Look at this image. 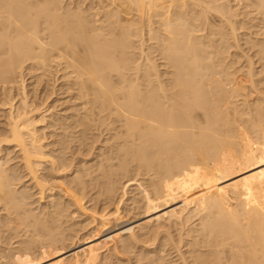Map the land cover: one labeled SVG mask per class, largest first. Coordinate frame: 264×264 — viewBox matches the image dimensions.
Returning a JSON list of instances; mask_svg holds the SVG:
<instances>
[{
	"label": "bare ground",
	"instance_id": "1",
	"mask_svg": "<svg viewBox=\"0 0 264 264\" xmlns=\"http://www.w3.org/2000/svg\"><path fill=\"white\" fill-rule=\"evenodd\" d=\"M113 1L116 3H113L114 8L106 10L103 15L101 13V16L97 12L91 14L95 7L89 6L88 9L72 7V11H62L65 8L59 0H0V88L2 93H7L5 90L10 88L11 91L19 88L18 96L20 94L18 106L16 95L11 93L4 102L8 104L5 107L9 108V121L3 137L0 136V207L4 209L0 212L7 215L2 218L0 213V223L5 225L11 221L9 225L14 222V227L23 224V229L29 226L33 232L31 236L30 228L23 231L18 226L16 229L19 231H11L15 229L13 226L0 224L3 229L6 227L3 230L6 234L10 227L9 233L13 235L22 231L29 233L27 238L32 237L30 241L27 239L29 243H22L26 239L20 232L23 241L14 235L19 239L14 244L16 238L8 233L11 237L6 236L14 239L12 242L9 240L10 245L14 244L12 247L1 229L5 242L1 238L3 236L1 240L12 247H4L5 251L13 252L18 244H23V247L25 244V248L18 246L24 250L17 248L11 258L5 254L12 255V252L4 251L5 254H0V264H37L34 262L40 261L41 256L36 260L39 255L50 256L55 251H61L55 254V258L56 255L60 258L47 264H103L101 254L106 244L115 246L119 239L125 253H128L139 240L142 241L143 235L147 234L148 240L150 235L154 238L159 234V219L164 215L175 221L181 219L182 223L184 218L188 221L198 216L199 219L197 226L195 223L189 227H192L190 230L187 228L189 231L186 229L187 235L193 238L191 242L187 240V250H182L186 243L182 248L175 245L178 241L174 235L169 236V232L166 240H163L165 237L160 239L163 246H159L160 249L164 248L169 237L173 239L175 264L196 261L197 264H264V0ZM95 6L97 8V4ZM168 6V10L159 12ZM128 7H136L141 12L139 17L136 15L139 19L123 17ZM151 10L162 15L158 29L152 26L150 17L149 21L145 20L149 22L148 31L157 41L154 48L161 55L157 54V58L169 66L164 73L160 72L156 59L150 57L151 53L146 54L143 44L138 45L140 56H136L137 51L133 53L131 51L134 50L129 49L134 44L132 46L128 39L143 35L146 25L143 14ZM218 40L223 50L217 49L215 41ZM233 45L238 51L226 62L228 57L221 55ZM26 69H41V74L55 73L54 79H50H61L62 83L57 92L69 93L71 96L66 99L70 98L72 103L76 101V104H71L73 112L66 116L64 125H60L65 134H70L80 144H87L88 136H93L97 130L109 134L106 140L109 153L99 155V163L87 164L89 166L85 170L74 169L69 173L74 175L68 177L70 180L67 178V182L65 179L64 182L53 179V174H58L63 168L71 167L72 170V166L69 162L68 166L57 165L55 158L47 156L41 131L37 129L40 121L35 116L40 109L32 107L29 91H26ZM49 92L55 93L54 90ZM49 92L45 93L44 89L43 93L49 96ZM240 96L243 101L239 104L236 98ZM59 139V142L65 141V135ZM10 146L18 148L23 170H26V176H30L28 179L37 188L41 199L47 193L54 196L52 190L57 183L56 186L50 185L49 177L62 182L57 186L60 195L48 199L45 206L38 205L37 201L35 203L38 204L32 206L28 200L31 195H27L26 188L18 189L16 180L20 181L21 177L16 178L15 169L8 167V159L3 160L4 150ZM47 161L51 162L52 176L40 172L44 171ZM70 162H74L73 158ZM134 164L137 169H134ZM134 170L140 172L139 179L135 178L137 175L127 177L129 172L136 173ZM119 175L128 178L121 182V192L115 183ZM96 180H99L100 187L104 186L101 188L104 192L102 201H109L102 203L104 207L107 203L108 206L110 203L116 205L112 212L105 210V214H93L99 216V221L95 227L93 220L89 222L92 232L80 235L76 230L69 235L73 223L68 222L77 213L74 210L69 212V209L73 206L77 208L75 210L89 211L80 194L91 192L89 190L95 188L92 184L96 185ZM129 181L139 188V196L131 197L132 204L136 206H126L124 213L123 196ZM28 205L43 207L41 210L38 207L37 212ZM189 205L191 208L188 209ZM92 208L94 210L95 206ZM185 211L189 215L181 218ZM130 213L136 221L135 227L125 220ZM67 216H71L70 221ZM124 234L128 235L127 239L123 238ZM151 237L150 240H155ZM68 238L71 243L67 246L64 242ZM99 238L103 239L95 241ZM156 239L159 243V238ZM35 243L34 249L38 250L41 245L40 254L32 250ZM148 245L144 244L146 248ZM109 246L105 247L106 250H110ZM30 251L39 255L33 253L34 258ZM154 252L148 253L150 256L147 257L141 256L143 253L140 252V257L137 254L135 257L143 258L148 264H163V254Z\"/></svg>",
	"mask_w": 264,
	"mask_h": 264
},
{
	"label": "rangeland",
	"instance_id": "2",
	"mask_svg": "<svg viewBox=\"0 0 264 264\" xmlns=\"http://www.w3.org/2000/svg\"><path fill=\"white\" fill-rule=\"evenodd\" d=\"M60 1V3H61V5L62 6H64V10H62V11H69L72 7H73V9H78V8H80V7H87V9H88V6L89 7H95L96 8V4H97V8L95 9V8H93V9H91L92 11H90L91 12V14H95L96 12L97 13H99L100 15H101V13H102V15H103V13H105V11L107 10H112L114 7L113 6H115L116 5V3L113 1V0H59ZM105 1V2H104ZM97 2V3H96ZM100 2H104V4H102V5H99V3ZM117 2V1H116ZM96 3V4H95ZM113 3L115 4V5H113ZM91 4H92V6H91ZM101 4V3H100ZM72 5V6H71ZM83 5V6H82ZM94 5V6H93ZM98 5L100 6L99 8H98ZM108 5H110V6H108ZM168 5H170V3H168ZM171 5H172V3H171ZM108 6V7H107ZM76 7H78V8H76ZM107 8V9H106ZM109 8V9H108ZM129 8V9H128ZM128 8H125L126 10L125 11H127L126 12V14L124 13V15H123V13H122V15H123V17H129V18H136V19H139L138 17L140 16L139 14H141V12H138L137 11V9H136V7H132V9L130 8V7H128ZM134 8V9H133ZM128 9V10H127ZM169 9V6L168 7H166V8H163L161 11H159V12H164L165 10H168ZM135 10V11H134ZM70 11H72V9L70 10ZM128 12H129V14H128ZM159 12H155L154 10H151L149 13L147 12L146 14L144 13L143 15H145V16H143V18H144V20L146 19V20H150L151 19V23H152V21H153V27L156 29H158L159 28V26L160 25H158L159 23H160V19L162 18V17H160V16H162V15H160L159 14ZM99 14H98V16H99ZM138 14V15H137ZM149 14V15H148ZM159 14V15H158ZM101 15V16H102ZM131 17H130V16ZM136 15L138 16V17H136ZM101 16H99V17H101ZM149 17H150V19H149ZM160 17V18H159ZM159 19V20H158ZM126 20V19H125ZM145 20V21H146ZM158 21H159V23H158ZM123 23H125V22H123ZM144 23H146V25H145V27L143 28L144 30H143V35L142 36H140V38H139V36H137V35H134L131 39H128L129 40V42H130V44H132V46H133V44H134V46H133V48H130L129 47V49H130V51L131 50H134V51H131V52H133V53H136V51H137V53H136V56H140V55H138V54H140L139 52H140V47L138 46V45H141V44H143V46L144 47H142L145 51H146V54H150V57H154L153 59L155 60V61H157L158 63V65H159V70H161L160 72L161 73H164V72H166V69H167V71L169 70V66L168 65H166L165 63H163L162 62V60H159V59H161V58H157V57H161V55H159L160 53H158L159 52V50L157 51V49H156V47L154 48V46H155V44H157V41H156V39H154V35H152V34H150V32L148 31V23H147V21L146 22H144ZM201 23V22H200ZM139 25H141V24H139ZM157 26V27H156ZM146 28V29H145ZM148 28V29H147ZM146 31V32H145ZM151 36V37H150ZM143 37V38H142ZM142 38V39H141ZM137 39V40H136ZM142 40V43L140 42L141 40ZM152 39V40H151ZM146 42H145V41ZM154 41V42H153ZM231 42H232V38H231V40H230ZM144 42V43H143ZM215 45H216V47H219V48H217L218 50L221 48L222 49V46L220 45L221 44V41L220 40H218V41H215ZM219 43V44H218ZM218 44V45H217ZM232 44H235V43H232ZM135 45H137L138 46V48H137V50L135 49L136 47H135ZM151 45H153V46H151ZM221 47H220V46ZM131 46V45H130ZM146 46H148L147 48H146ZM146 48V49H145ZM152 49V50H151ZM213 49V48H212ZM211 49V50H212ZM223 50V49H222ZM151 51V52H150ZM153 51V52H152ZM236 51H238L237 50V48L235 47V45H233V47H231V49H229V51L225 54V53H223V55H221L222 57H228L227 58V60H226V62H228L229 61V58L231 57V55H233L231 58H234L235 57V55H234V53L236 52ZM159 56H158V55ZM153 55V56H152ZM156 56V57H155ZM143 58V57H142ZM230 58V59H231ZM158 59V60H157ZM165 64V65H164ZM160 65H161V67H160ZM166 66V67H165ZM168 67V68H167ZM27 71H25V73L27 72V74H25L24 73V75L26 76H24V79H25V85H26V91H29V102H30V104L32 103V107H34V106H37V107H39V111H38V114L36 115L35 114V116H37V120H39L40 122H38V124H37V129L39 130V132L41 133V135H40V133H39V135L42 137V143L44 144V149H46L47 148V150H45L46 151V153H47V156L49 157V155L52 157V158H55L56 159V163H57V165H66V166H68V165H70L71 164V166H72V170H71V167H70V169L69 168H63V169H61L60 171L61 172H58V174H57V176H55L56 174H53L52 173V166H51V162L49 163L48 161H47V163H44V165L46 166H42V167H45V169H44V171H43V169L42 170H40V172L42 173V174H50L51 176H52V174H53V179L55 180V179H60V180H63V179H65V182H67V180H70V178H68V177H71L72 178V176L74 175V173H72V174H69V173H71L72 171H74V169H78V170H80L81 171V169L82 170H85V168L86 167H88L90 164L92 165V164H97V163H99V160H100V158H99V155H100V157L102 156V155H104V154H107V152L109 153V148L107 147L108 146V142H106V140H107V137L109 136V134H106V133H100V131H96V133L93 135V136H88L89 137V139H88V141H87V144H80V142H78L73 136H71L70 134H65L66 133V131L65 130H63L62 129V126H60L62 123H64V121H66V118H68V117H66V116H70V114H71V112H73L71 109L73 108H71V104H73L72 103V101H71V99H70V101L68 102V100L69 99H66V98H68L69 96H71V95H69V93H68V95H67V93L65 92V94H66V96H64L63 94H61L62 93V91H61V93L59 94V92L60 91H58L57 92V90H59L60 88L59 87H61L62 85V83L60 82V80L58 81H54L53 79H54V77H53V75L55 74L54 72V74L53 75H51L52 74V72L50 73V72H46L45 74H41V72H42V70L41 69H38V70H32V71H30V70H28V69H26ZM163 71V72H162ZM34 73V74H33ZM37 76H36V75ZM40 76H39V75ZM50 74V75H49ZM42 75V76H41ZM44 75V76H43ZM34 76V77H33ZM50 76H52V77H50ZM31 77V78H30ZM39 77L40 78H42V79H40L39 80ZM50 78H53V79H50ZM36 79H38V81H40L39 83H38V81L36 80ZM46 79H48V80H46ZM50 80V81H49ZM36 81V82H35ZM45 81V82H44ZM53 81H54V83L55 84H53ZM63 83L65 82L64 80L62 81ZM61 83V84H60ZM36 84V86H34ZM43 84V85H42ZM28 85V86H27ZM54 85V86H53ZM56 85V86H55ZM1 86V85H0ZM13 86L15 87V86H17L16 84L14 85L13 84ZM49 86V87H48ZM53 88H52V87ZM51 87V88H50ZM18 88V87H17ZM11 89V88H10ZM9 89V90H10ZM19 89V88H18ZM18 89H14L13 88V90L11 91V92H9V90H5V91H7V93H2L3 91H1L2 89L0 88V99H2V100H0V105H2V106H0V107H2V108H0V136L1 137H3L2 135L5 133L4 131H6L7 130V128H8V121H9V118H8V116H9V108H7V107H5V105L6 106H8V104H5L4 102H6V100H7V95H9L10 93H11V95L13 94V95H16V99H15V101L17 102H15L14 101V103H16V106H18L19 104H20V101H19V97H20V94H19V96H18V92H19V90ZM44 89H45V93H47V92H49V91H55V93L53 94V92H49L51 95H49L48 96V94H45V93H43L44 92ZM36 90V91H35ZM43 90V91H42ZM47 90H49V91H47ZM47 91V92H46ZM13 92V93H12ZM21 92V91H20ZM32 92V93H31ZM34 92V93H33ZM32 95V96H31ZM36 95V96H35ZM48 97H47V96ZM59 95V96H58ZM62 95V96H61ZM35 96V97H34ZM40 96H41V98H40ZM47 98H46V97ZM52 96V97H51ZM30 97H32V98H30ZM58 98H59V100H58ZM56 99V100H55ZM236 99H238V103L240 104V103H242V101H243V97H238V98H236ZM3 101V102H2ZM19 101V102H18ZM34 102V103H33ZM46 102V103H45ZM53 102V103H52ZM66 102V103H65ZM236 102V103H237ZM60 103V104H59ZM53 104V105H52ZM74 104H76V101H75V103ZM4 105V106H3ZM51 106V107H50ZM58 106V107H57ZM69 106V107H68ZM74 106V105H73ZM242 106V105H241ZM4 107H5V109H4ZM47 108V109H46ZM54 108V109H53ZM50 109V110H49ZM44 110V111H43ZM53 110V111H52ZM55 110V111H54ZM56 110L58 111V112H56ZM64 110H66V111H64ZM68 110V111H67ZM70 110V111H69ZM48 111V112H47ZM64 111V112H63ZM53 113V114H52ZM5 114V115H4ZM56 114V115H55ZM59 115V116H58ZM39 116V117H38ZM44 118H43V117ZM46 117V118H45ZM56 117V118H55ZM60 117V118H59ZM63 117V118H62ZM53 118H54V120H53ZM41 119L43 120V121H41ZM62 122H61V121ZM69 120H70V118H69ZM51 121H53V122H51ZM68 121V120H67ZM42 122V123H41ZM47 122V123H46ZM60 122V123H59ZM44 123V124H43ZM50 123H51V125H50ZM47 125V126H46ZM53 125V126H52ZM62 125H64V124H62ZM6 127V128H5ZM43 127V128H42ZM46 127V128H45ZM45 128V129H44ZM60 130V131H59ZM59 131V132H58ZM44 132V133H43ZM64 132V133H63ZM99 132V133H98ZM42 133H43V135H42ZM44 134L46 135V136H44ZM100 134V135H99ZM52 135V136H51ZM65 135V141H61V142H59V138L61 137V136H64ZM68 135H70L69 137H68ZM73 135V134H72ZM76 135V134H75ZM58 136V137H57ZM67 136V137H66ZM102 136V137H101ZM104 136V137H103ZM105 136H106V138H105ZM69 138H71L70 140H69ZM72 138H74V140L72 139ZM68 139V140H67ZM62 140V139H61ZM98 142H97V141ZM94 141V142H93ZM97 143H96V142ZM76 142V143H75ZM89 142V143H88ZM102 142V143H101ZM104 142V143H103ZM65 143V144H64ZM68 143V144H67ZM92 143V144H91ZM99 143V144H98ZM53 144H54V146H53ZM56 144V145H55ZM64 144V145H63ZM67 144V145H66ZM94 144V145H93ZM96 144V145H95ZM87 147H86V146ZM64 146V147H63ZM80 146V147H79ZM82 146V147H81ZM97 146V147H96ZM55 147V148H54ZM76 147H78V148H76ZM63 148V149H62ZM69 148V149H68ZM83 148V150H81ZM85 148V149H84ZM93 148V149H92ZM108 148V149H107ZM10 149V150H9ZM16 149V150H15ZM76 149V150H75ZM105 149V150H104ZM6 150V151H5ZM5 150H4V158H3V160L5 161V159L7 160L8 159V167L9 168H14L15 169V172H14V175H15V177L16 178H18V177H21L20 178V181H19V179L18 180H16L17 181V186H18V189L19 190H24V188H26L25 190H26V193H27V195H31V197H29V201L30 202H32V206H34L33 204L35 203V201H37L35 204H38V205H40V204H42L43 206H45L48 202V199L50 200L52 197H56V196H59L60 195V193H58L60 190H58V189H60L59 187H57V186H59V185H61V183L62 182H64V180L61 182V183H58L59 182V180H56V181H58V182H55L52 178H50L49 177V180L51 181V184H50V181H49V184L50 185H55L56 183H57V188L55 187L54 188V190H52V191H54V192H52V193H54V196H50L47 192V194L46 195H44V197H43V199H41L38 195H39V193H38V190H37V188L36 187H34V184L32 183V181L30 180V179H28L29 177L28 176H26V175H28L27 173H26V170H23V169H25V168H23L24 166H23V163H22V161H21V154H20V152L18 151V148H16L15 146H10V147H7V148H5ZM8 150V151H7ZM49 150V151H48ZM65 150V151H64ZM101 152H100V151ZM107 150V151H106ZM61 151V152H60ZM82 151V152H81ZM90 151V152H89ZM106 151V152H105ZM6 152V153H5ZM12 152V153H11ZM64 152V153H63ZM69 152H71V153H69ZM81 152V153H80ZM84 152V153H83ZM68 153L70 154V155H68ZM78 153V154H77ZM89 153V154H88ZM103 153V154H102ZM74 156H73V155ZM8 155V156H7ZM57 155L59 156V157H57ZM71 156V157H70ZM81 156V157H80ZM96 156V157H95ZM19 157V158H18ZM51 157H49V158H51ZM92 159H91V158ZM71 158H73V161L74 162H70V159ZM85 158H87V159H85ZM94 158V159H93ZM78 159V160H77ZM13 160V161H12ZM62 160V161H61ZM97 160V161H96ZM67 162H69V163H67ZM97 162V163H96ZM17 163V164H16ZM21 163V164H20ZM11 164V165H10ZM48 164V165H47ZM73 164V165H72ZM87 164H89L88 166H87ZM47 166H51V167H47ZM65 166V167H66ZM134 167H135V164L133 165ZM132 166V167H133ZM82 167V168H81ZM133 167V168H134ZM19 168V169H18ZM80 168V169H79ZM84 168V169H83ZM21 169V170H20ZM134 169H137L136 167L134 168ZM18 170V171H17ZM68 170V172H66ZM71 170V171H70ZM70 171V172H69ZM131 171H133V169H131ZM135 171V170H134ZM137 171V170H136ZM135 171V172H136ZM139 171V170H138ZM52 173V174H51ZM137 173V172H136ZM136 173H130L129 172V176H127L128 178H132V177H135L136 175V177L135 178H138L139 179V175H138V173H140V172H138L137 174ZM25 176H24V175ZM62 175V176H61ZM72 175V176H71ZM23 177V178H22ZM117 177V176H116ZM126 176H122V177H120V175L118 176V180H116L117 182H115L116 184H117V186L119 187V192H121V188H122V186H123V183L124 182H126L127 181V179L125 178ZM142 176L140 175V178H141ZM145 177V176H144ZM68 178V179H67ZM22 179V180H21ZM28 179V180H27ZM67 179V180H66ZM116 179V178H115ZM102 180V179H101ZM140 180H142V179H140ZM30 181H31V183H30ZM97 182H94V183H97L96 185L95 184H92V185H94V189L92 190H89L90 189V187H88L89 189V191H91V192H88L87 194H86V192H85V194H80L81 196H80V198H83V204H85V206L86 207H88V212L87 213H85V212H83L82 210H80V209H78V210H75V209H77V208H75V207H71V209H69V212H73V210H74V212H77V213H74L73 214V217H75V218H71V221L69 220L70 219V217H68L67 216V218H68V220L70 221V222H68V223H70V224H72V226H71V228H69V230L70 229H72V231H69L70 233H69V235L71 234V233H74L76 230H77V233L78 234H80V235H82L83 233H86V231H88L89 233L90 232H92V227H90V226H92L93 225V227H95L96 226V223L99 221V216H93V214L95 215V213H96V215H102V214H105V213H107L109 210L112 212V210L114 209V206L116 205L115 203H114V205H111L112 203H110L109 204V206H108V203H109V201L107 200L106 202H108L107 203V207H106V205H105V207H104V205L103 204H106V202L105 201H102V199H103V191H102V189H104V186L103 185H101V186H103V187H100V183L98 182L99 180H96ZM147 181V180H146ZM52 182H53V184H52ZM55 182V183H54ZM121 182H123L122 184H121ZM30 183V184H29ZM25 184V185H24ZM59 184V185H58ZM98 184H99V186H98ZM101 184H103V182H101ZM128 186L126 187V189H125V195L123 196V200H124V206H122V210H124V209H126L127 207L126 206H128V207H135L136 206V204H132V198L131 197H138L139 196V192H138V190H139V188L135 185V184H132V181H129V182H127L126 183ZM19 185H20V187H19ZM16 186V187H17ZM32 188V189H31ZM102 188V189H101ZM97 189V190H96ZM99 190V191H98ZM28 191V192H27ZM58 191V192H57ZM97 191V192H96ZM49 192H51V191H49ZM103 192V193H102ZM58 193V194H57ZM96 193V194H95ZM92 194V195H91ZM120 195H121V193H119ZM123 194V193H122ZM49 195V196H48ZM119 195V196H120ZM46 196V197H45ZM62 196V195H61ZM99 196V197H98ZM104 197H105V194H104ZM117 197V196H116ZM32 198V199H31ZM62 198H64V200H65V202H67L68 201V199L67 198H65V197H62ZM89 198L91 199V198H93L92 199V201L90 200V201H87V200H89ZM127 198V199H126ZM129 198V199H128ZM41 199V201L39 202V200ZM43 200H45V201H43ZM63 200V201H64ZM67 200V201H66ZM115 200V199H114ZM126 200V201H125ZM98 201V202H97ZM99 201H102V202H99ZM29 202V203H30ZM97 202V203H96ZM105 202V203H104ZM112 202H114V201H112ZM130 204H129V203ZM103 203V204H102ZM126 203H128V204H126ZM30 205H31V203H30ZM30 205H28L29 206V208H31L30 207ZM38 205H35V207H37ZM41 205V206H42ZM130 205V206H129ZM41 206H38V207H40L39 209L41 210ZM42 206V207H43ZM95 206V208H94V210H92L93 208L92 207H94ZM102 206V207H101ZM37 207V208H38ZM111 207H113L112 209H111ZM32 208H34V207H32ZM37 208H34V210L36 209L37 210ZM98 208V209H97ZM109 208V209H108ZM189 208H191V205H189L188 206V209ZM0 209H3V208H1L0 207ZM35 210V211H36ZM39 210V211H40ZM105 210H107V212H105ZM1 211V210H0ZM3 211H4V209H3ZM0 212V213H2V215H1V217L3 216V215H5V214H3L4 212ZM91 211V212H90ZM97 211H98V213H97ZM109 211V212H110ZM161 211H163V210H161ZM37 212H38V210H37ZM92 213L91 215H90V213ZM94 212V213H93ZM68 213V212H67ZM82 214V215H80V214ZM124 213H126L125 212V210H124ZM85 214V215H84ZM7 215V214H6ZM6 215L5 216H3V217H6ZM69 215V214H68ZM75 215V216H74ZM189 215V213L187 212V211H185L184 213H183V215L181 216V218L184 216H188ZM84 216V217H83ZM131 216H132V213H130L129 215H127V217L125 218V220L126 221H128V223L132 226V227H135V219L133 218H131ZM140 216H142V215H140ZM143 216H144V214H143ZM2 217V218H3ZM96 217H98V218H96ZM178 217V216H177ZM198 216H195V217H193V218H191V219H189L188 221H186L185 220V218H184V224L182 223V222H180V220L181 219H177L176 221L173 219V218H171V217H169L168 215H164V216H162L159 220H160V227H159V231L161 232V234H160V232H159V234L156 236L155 234V236H156V238H159V243H158V240L155 238V236H154V238H155V240H150L149 238L151 237V235L148 237V240H147V234L146 235H143V237L141 238V240L142 241H138V243L136 244V245H134L132 248H131V250H135L134 252L133 251H131V250H129L128 251V253L126 252L125 253V251H126V249H125V251H124V248H122V242H120V240L118 239V238H116V240L118 241V242H116L115 243V246L116 247H118V248H116L115 246H114V244L112 243V245H108V244H106L105 245V247L106 246H109L110 247V250H106L107 248H103V252H102V254H101V258H102V262H103V264L105 263V264H111V262H112V260H113V262H112V264H118V262L119 263H121V264H146L147 262H145V261H143L144 259L143 258H141V260L143 261H141L139 258H137V257H135V254H141V253H143L141 256H145L146 255V257H147V255H148V253H150V255H151V253L152 254H154L155 252L154 251H156V252H158L159 253V255L161 254L164 258V261H162V263L163 264H168V263H170V264H175L174 262H173V256L175 255V253L173 254V251H175L174 250V248H173V242H172V238H170L169 237V239H167V242H165V241H163L164 239L166 240V238H167V235L170 233V235L169 236H172L173 237V235H174V239L176 240V241H178V244L177 243H175V245H177V246H181V248H182V246L183 245H185V243L187 242V240H188V242H191V240L190 239H193V238H190L188 235H187V230L189 229V227L190 226H192V225H194L195 223H196V226H197V223H199V219L197 218ZM89 218H91V220L89 219ZM190 218V217H189ZM5 219V218H4ZM9 219V218H8ZM74 219L77 221H74ZM87 219V220H86ZM95 219V220H94ZM98 219V220H97ZM67 220V221H68ZM73 220V221H72ZM80 220V221H79ZM82 220V221H81ZM93 220V221H92ZM134 220V222H132ZM137 220V219H136ZM90 221H92L93 223H92V225L90 224V226L88 225L89 224V222ZM11 222V221H10ZM9 222V224H11ZM75 222V223H74ZM194 222V223H193ZM5 223V222H4ZM67 223V224H68ZM134 223V224H133ZM171 223H173V225L171 224ZM0 224H2V223H0ZM8 223L6 224L5 223V225H9ZM67 224H66V226H67ZM2 225H4V224H2ZM2 225H0V230L2 229V232H4L3 230H5V228L3 229L1 226ZM4 225V226H5ZM14 225H16L14 222H13V227H14ZM21 225H23V224H20V225H18L17 224V226H15L14 228L15 229H11L10 227H12L11 225H9L10 227H9V231H10V229H11V231L12 230H18L19 231V229H16L18 226L20 227ZM25 225V224H24ZM83 225V226H82ZM95 225V226H94ZM65 225H64V227H66ZM69 226V227H70ZM79 226H81V227H79ZM90 228H89V227ZM27 227V229H29L30 227L29 226H26ZM26 227H24V228H26ZM83 227L85 228L84 230H83ZM194 227V226H193ZM82 228V229H81ZM181 228V229H180ZM188 228V229H187ZM192 228V227H191ZM190 228V229H191ZM21 230L23 229V226H21V228H20ZM27 229H23V231L25 230V231H27ZM31 229L32 228H30V230H28V232L29 231H31ZM86 229H88V230H86ZM187 229V230H186ZM189 229V230H190ZM81 230V231H80ZM188 230V231H189ZM7 231H8V229H7ZM9 231L7 232V234L5 233H1L0 232V237L1 236H3V237H1L2 238V240H4V242H5V237H7L6 235H8V233H9ZM67 232H68V230H66ZM79 231V232H78ZM16 231H13V233H15ZM20 232H21V234L22 233H24V234H22L21 236H23V239H26V241L24 240V242H22L23 240H22V238L20 237ZM19 233H18V235H16V233L14 234L15 236H17L18 238H21L20 240H21V242L22 243H29V241L32 239V235H33V232L31 231V236H30V238H29V236H28V238L26 237V234L28 233V232H26V234H25V232H22V231H20ZM127 232V231H126ZM169 232V233H168ZM179 232H180V234H179ZM12 233V232H11ZM11 233H9V235L11 234ZM28 233V234H29ZM66 233V232H65ZM2 234H4L5 235V237H4V235H2ZM67 234V233H66ZM150 234V233H149ZM148 234V235H149ZM8 235V237H11V236H14L13 234H11V236H9ZM68 235V234H67ZM73 235V234H72ZM14 236V238H16V242L15 241H13L14 239H12V240H10L11 238H8L7 237V240H8V243H9V240L12 242H14V244H16L17 243V241L19 240V239H17V237H15ZM86 236H88V235H86ZM153 236V235H152ZM159 236V237H158ZM183 238H181V237ZM188 236V237H187ZM34 237H36V236H34ZM127 237H128V235L126 234H124V239H127ZM162 237H165V238H163V242H165V245H164V248H161V249H163L164 251L163 252H161L162 250L160 249V247L159 246H161V247H163L162 246V242L160 241V239H162ZM1 238H0V241H1V243H0V246L4 249L3 251H2V249L0 250V254L2 253H4V251H5V248L4 247H9V246H11L12 245V247H13V245L14 244H11L10 245V243H9V246L7 245V243L6 244H4L3 243V241L1 240ZM153 237H151V239H152ZM153 238V239H154ZM27 239H29V241L27 240ZM103 238H99V239H96L95 241H100V240H102ZM171 239V240H170ZM147 240V241H146ZM157 240V241H156ZM169 240V241H168ZM82 241H84V240H82ZM146 241V242H145ZM152 241V242H151ZM154 241H156V242H154ZM21 242H18V243H21ZM71 243V241L69 240V238L64 242V244L65 245H70V243ZM142 242H145L144 244H145V246H147L148 244L147 243H149V242H151V243H153L154 242V246H156V249L154 248V246L153 245H151L150 243H149V245H148V247L146 248L145 246H144V244L142 243ZM37 243H39V244H41V242H37ZM158 244V246H157V244ZM39 244H38V246H39ZM109 244H111V243H109ZM121 244V245H120ZM161 244V245H160ZM168 244V245H167ZM3 245H5V246H3ZM21 245H23V244H18L17 246H16V249L14 248V250H13V252L10 250V252L9 251H5V253L6 252H8V253H11L12 252V255H10V254H8V256H7V254H5L6 256L5 257H12L13 256V254L14 253H16L20 248V246ZM34 245V244H33ZM141 245V246H140ZM153 246V248H151V246ZM14 246V247H15ZM19 246V247H18ZM36 246V243H35V245H34V247L32 248V250L33 251H37L38 252V250H39V252H40V248H41V245L39 246V248H38V250L37 249H34V248H36L35 247ZM37 246V247H38ZM114 246V247H113ZM144 246V247H143ZM150 246V247H149ZM12 247H9V249L10 248H12ZM21 247H23V246H21ZM112 247V248H111ZM136 247H138V248H136ZM144 249H142V248ZM17 248H18V250H17ZM23 248H25V244H24V247ZM23 248H21L19 251H21ZM116 248V249H115ZM122 248V249H121ZM134 248V249H133ZM188 249V247H187V243H186V245L185 246H183V249L182 250H187ZM8 248L6 249V250H9ZM150 249V250H149ZM24 250V249H23ZM106 250V251H105ZM114 250V251H113ZM118 252H117V251ZM123 250V251H122ZM148 250V251H147ZM158 250H160V251H158ZM15 251V252H14ZM31 252L32 253V255H34L33 253H35V255L37 254L36 252ZM150 251H152V252H150ZM38 252V253H39ZM61 251H58L57 253H56V251H55V254H58V253H60ZM130 252H132V253H130ZM141 252V253H140ZM147 252V253H146ZM161 252V253H160ZM40 254V253H39ZM39 254H37V255H39ZM52 255H54L53 257H51L52 255H50V256H47V255H44L45 256V258H43L42 257V255H39L37 258H36V256L34 257V258H36V260H38L39 259V257L41 258L40 259V261H39V263H38V261L36 262H34V263H37V264H47V263H50V262H52V261H54V260H56L59 256H57L56 255V257L57 258H55V254H53V253H51ZM126 254V255H125ZM133 254V255H132ZM167 254H168V256H167ZM132 255V256H131ZM136 255V256H137ZM150 255H148V256H150ZM4 256V255H3ZM107 256H108V258H107ZM113 256V257H112ZM115 256V257H114ZM139 256V255H138ZM1 258H0V260L2 259V255L0 256ZM53 259H51V258ZM105 257V258H104ZM123 257V258H122ZM140 257V256H139ZM50 258V259H49ZM60 258V257H59ZM118 258V259H117ZM121 258V259H120ZM133 258V259H132ZM174 258H176V257H174ZM47 260V261H42L41 262V260ZM109 259V260H108ZM140 261H139V260ZM3 260H6V258L5 259H3ZM8 260V259H7ZM121 260V261H120ZM170 260V261H169ZM11 260H9L8 262H10ZM131 261V262H130ZM139 261V262H138ZM166 261V262H165ZM197 262V261H196ZM196 262H194V263H192V264H197ZM155 263H157V262H155ZM177 264L179 263V262H176ZM148 264V263H147Z\"/></svg>",
	"mask_w": 264,
	"mask_h": 264
}]
</instances>
